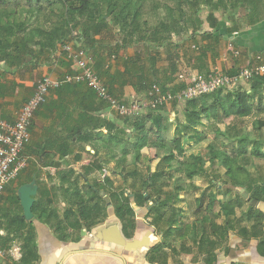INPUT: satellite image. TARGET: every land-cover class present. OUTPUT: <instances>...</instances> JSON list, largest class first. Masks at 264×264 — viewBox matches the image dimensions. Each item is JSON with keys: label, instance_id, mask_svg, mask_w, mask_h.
<instances>
[{"label": "trees", "instance_id": "trees-1", "mask_svg": "<svg viewBox=\"0 0 264 264\" xmlns=\"http://www.w3.org/2000/svg\"><path fill=\"white\" fill-rule=\"evenodd\" d=\"M236 6H242L247 10L248 24H255L264 19V0H0V62L20 71H24L27 67L28 57L37 63H43L58 45L71 40L72 32L75 30L77 32L78 29V34L74 37L79 41V47L92 57V61L95 62V65L93 64L95 72L100 79L103 74L108 73V71L102 72L103 68L101 69L105 59L99 53L102 48L108 50L107 56L110 57L118 54L119 50L133 44L134 41L148 40L162 45L168 43L171 34H178L190 27L197 30L202 24L199 13L203 7L208 8L206 21L214 27L217 22L213 11L220 8L233 9ZM238 27L240 26L233 25L230 31ZM95 35H99V39H95ZM101 43L104 46H100ZM20 66L22 68H19ZM237 72L238 69L226 74L232 75ZM103 82L113 97L121 98L112 93L109 80ZM80 84L86 86L85 83L73 81L63 84L54 91L59 98L67 89L79 87ZM153 84L143 85L146 86L145 91ZM247 84L249 88L239 86L231 90L221 89L184 101L181 107L182 116L175 117L173 134L168 139H164L163 136L170 127L163 112L165 106L157 109L149 108L142 113L123 117L121 128H117L112 121L94 120L91 117H87L89 121L85 127L86 118L81 116L83 122L74 130L79 133L89 128L80 139L86 141L99 139L103 142L102 149L98 148L95 151L92 164L82 167L81 173H77L72 168L59 170L57 185L49 183L51 182L48 180L49 176L46 180H39L41 172L34 170L37 184V193L31 208L34 218L56 231L59 238L65 239L71 235L72 230H80L82 226L90 228L103 221L107 216V203H112L115 215L122 220L125 229L133 223L134 211L130 206V197L132 196L137 207H142L152 200L154 202L150 210L154 212L152 222L158 226L163 219L166 225L165 237L171 236L173 229L178 228L184 235L190 234L192 244L197 246L199 252L205 253L210 258L214 249L227 241L229 231L234 230L232 223L241 220L235 216V210L241 207L244 201L249 206L248 215L250 214L251 217L255 214V223L250 229L245 226L240 227L238 232L258 238L261 233L257 225L263 222V215L258 209L254 210L250 201L238 192L235 202L222 201L215 194L208 196L201 217L192 221L190 225L182 223L180 212L172 211L173 206L182 202L183 191L195 189L193 179L199 175H208L204 166L206 164L204 156L197 151L189 150L193 144L206 141L208 131H213L215 137L220 135L225 139L228 138L231 143H237L236 156L249 154L252 158L264 159L262 140L250 139L247 135L239 134L237 123L227 126L224 132H221L218 126L230 117L239 119L255 116L253 126L257 129L264 127V118L260 117V114L264 115V76L248 80ZM157 85L162 90H166L165 86ZM181 87V84H177L174 88L167 87V89L175 93ZM87 90L92 101L96 96L92 90L89 88ZM85 97L88 98L87 94ZM179 103L173 101L171 104L176 107ZM101 104L97 103L91 109L97 111L102 108L103 104ZM103 127L107 130L105 135L97 133L93 136L95 129ZM127 128L132 129L134 133L132 136L126 133ZM114 129L116 136H108ZM54 141L58 142L57 139ZM110 141H113V147L108 144ZM118 144L119 157L115 148ZM62 145L64 147H61ZM62 145L57 146L60 157L69 153L67 144L63 142ZM205 146L209 151L207 159L209 166L216 168L215 164L218 163L225 167L226 174L232 176V187H243L244 194L246 193L250 200L264 202V176L251 174L244 168V178H237L236 172L242 171L243 168L228 165L234 158L228 155L227 151L217 149L213 141L207 142ZM153 147L166 150L153 171L148 167L146 175L139 174L137 168L128 171V174L123 173L127 157H131L133 160L131 163L136 167L138 162L142 161V149ZM112 159L115 160V169L122 166L121 171L114 173L122 176L130 192H126L123 188L114 190V182L107 176H104L102 183L94 181L88 184L87 176L94 171L101 173L104 163ZM169 170L183 173L186 187L175 184L170 190L167 189L168 182L162 177H165ZM213 180L215 179L212 178L210 181ZM203 198L204 194L200 196L199 201L202 202ZM61 200L66 206L60 214L57 204ZM7 201L10 208L4 214L9 218L10 226H15L13 231L16 237H22L23 257L25 255L32 257L33 251L30 248L34 242L32 222L25 220L15 189L11 190ZM216 204L224 215L223 224H217L211 219V215L209 216ZM167 210L170 213L164 217ZM253 211L255 213L251 214ZM162 246L160 244L157 248L160 249Z\"/></svg>", "mask_w": 264, "mask_h": 264}, {"label": "crops", "instance_id": "crops-1", "mask_svg": "<svg viewBox=\"0 0 264 264\" xmlns=\"http://www.w3.org/2000/svg\"><path fill=\"white\" fill-rule=\"evenodd\" d=\"M213 14L217 22L214 27L209 25L206 17L204 19L200 17L202 24L197 30L190 27L178 34H171L168 43L162 45L148 40L134 41L133 44L119 50L118 54L110 57L107 56L106 48L101 49L97 45L101 49L99 53L105 58L103 67H101V69L103 68L102 72L108 71L100 79L109 80L112 93L125 99L143 94L146 90V86L143 87V85L149 83L174 88L178 83L176 76L180 73L196 72L203 75L214 67L224 73H230L264 61V19L255 24H248L245 8L244 18L238 17V14L234 15L235 17L229 13L222 15L216 10L213 11ZM242 19H244V23H240ZM233 25L240 27L230 31ZM94 38L99 39V35H95ZM68 41L73 44L74 48L79 45L76 37ZM229 41H232L234 46L240 50L239 56L231 54L227 46ZM113 42L114 38L112 44ZM99 45L104 46L103 43ZM62 47L63 44L58 45L53 54L43 63H37L28 57L29 63L24 71L8 67L4 62H0V113L4 119L14 120L17 110L31 96L35 82L43 75L63 77L71 72H76L77 67L67 60ZM90 58L92 57L90 56ZM93 64L95 65V62L92 61V66ZM99 64L101 66L100 61ZM242 85L249 88L247 83ZM87 88H89L87 85L80 84L79 87L67 89L59 98L52 90L46 102L35 113L34 122L31 124V139L24 149V154L30 160L28 164L30 170L24 168L18 178L6 186L0 200V249L13 253V255L7 254L0 258V264H264V220L257 225V229H260L261 233L258 238L229 231L227 241L219 248L214 249V253L208 258L205 253L199 252L197 246L192 243L182 242L179 249L173 246L170 240L171 236L165 237L164 235L166 227H161L165 225L163 219L158 226L152 222L154 212L150 210L154 202L149 200L144 206L137 207L132 196L130 197V206L134 211L133 223L130 227L125 228L126 230L122 220L115 215L112 203L108 204L107 216L103 221L90 228L82 226L80 230H72L71 235L65 239L59 238L56 231L39 222L32 214L31 219L25 220L32 222L34 242L30 248L33 251V256L25 255L23 257L22 237H16L13 231L15 226H10L9 218L4 214L10 208L7 198L11 195V190L15 189L18 197L17 190L21 185L30 183L32 180L36 182L35 169L40 172L49 170L50 178L48 180L51 181L49 183L59 184L57 176L59 170L72 168L77 173H81L82 167L92 164L94 153L98 148L102 149L103 142L99 139L96 141L80 139V136L89 130V128H85L79 133L74 130L83 122L81 116L86 118L85 124L89 121L87 117H91L94 120L112 121L117 128H121L123 125L122 118L101 102L102 105L97 97L91 101ZM85 94L88 98L85 97ZM97 103L101 104L102 108L94 111L91 108ZM177 106L173 107V104H167L163 107L164 115L170 123V127L163 135L164 139L172 137L175 117L182 116L180 112L182 108ZM262 116L264 117V115ZM246 118H239V120ZM228 119L231 120L233 117ZM130 131L133 133L132 129H126L128 136L134 134H130ZM97 133L105 135L107 130L104 127L95 129L92 134L94 136ZM108 136L115 137V129ZM55 139L58 140L57 143L54 141ZM63 142L67 144L69 153L60 157L57 146L62 145ZM108 144L113 147V141ZM148 149H155V152L161 151L160 157L166 152L162 148ZM142 159L150 160L148 165H151L155 156L151 159L148 156H143ZM95 172L98 175L100 173L94 171L87 176V181L91 184L94 181H102L101 177L94 178L93 173ZM42 173H39V180L45 178ZM90 177L92 180H89ZM110 179L114 182L112 178ZM253 209H258L264 218V202L257 201ZM215 214L217 211L212 215ZM166 216L164 215V217ZM200 217L201 215L198 219ZM160 244L163 246L158 249ZM16 249L20 256L14 253ZM14 256H18V259Z\"/></svg>", "mask_w": 264, "mask_h": 264}, {"label": "built area", "instance_id": "built-area-1", "mask_svg": "<svg viewBox=\"0 0 264 264\" xmlns=\"http://www.w3.org/2000/svg\"><path fill=\"white\" fill-rule=\"evenodd\" d=\"M77 34L75 30L71 35L74 38ZM77 42L79 41L77 40ZM227 46L233 56L240 55V50L231 41ZM62 50L67 60L77 67L76 72L63 77L43 75L37 79L31 96L17 110L13 121L4 119L0 113V200L6 185L17 179L19 173L27 165L28 157L24 155V149L31 139V124L36 111L46 102L52 90L65 83L73 81L85 83L110 111L123 119V117L142 113L149 108L157 109L171 104L173 101L181 103L221 89L231 90L239 85L242 86L248 80L264 76V61L250 67L240 68L237 73L232 75L214 67L203 75L196 72L178 74L176 76L177 84H181L182 87L175 93L168 90L167 87L166 90H162L157 84H153L141 95L118 99L108 92V88L96 74L89 54L79 45L74 48L70 41H65ZM14 253L19 255L18 249ZM7 254L13 255L9 250L7 252L0 249V258ZM14 258L18 259V256H14Z\"/></svg>", "mask_w": 264, "mask_h": 264}, {"label": "rangeland", "instance_id": "rangeland-1", "mask_svg": "<svg viewBox=\"0 0 264 264\" xmlns=\"http://www.w3.org/2000/svg\"><path fill=\"white\" fill-rule=\"evenodd\" d=\"M217 13H220L222 15L224 14H228L231 15L232 17H235L234 15L238 14V17H242L244 18V7L239 6V7H234L233 9H217L216 10ZM222 12V13H221ZM200 17H202V19H204L206 17V15L208 14V8L203 7L201 12L199 13ZM228 15V16H229ZM240 23H244V19H242V21H240ZM241 86V85H239ZM238 86V87H239ZM244 86V85H242ZM183 102H181V104H178L177 107L180 108V106L182 107ZM181 112V111H180ZM260 117H263L262 115ZM264 118V117H263ZM255 117L251 116L249 118L246 119H241V120H237V119H225L223 120V123L219 124V130L221 132H223L224 130L227 129V126L232 125L237 123L240 130L239 134L241 133L242 135H247L250 139H261L262 141L264 140V127L261 129H257L255 128L253 125ZM34 122V119H33ZM32 122V124H33ZM130 134H133L130 131ZM208 138L206 139V141H202L199 142L197 145L193 144L191 146V148L189 149L190 151H197L200 154H202L204 156V158L206 159V164L204 166H206V170L208 172V175H199L196 176L193 179V183L195 185V189L194 190H185L182 192V202H180L178 205L173 206L172 211L175 212H181L182 214V223L185 224H189L194 221L195 219H197L202 213L204 207L206 206V203L208 201V196L215 194H222L223 191L222 189H220V187L218 185H220L219 183H217V185L213 184V182L211 183V179H215L214 182L219 181L221 184H223V186L230 187L231 188V194L229 195V197H227L229 201L235 202L236 197H237V192H236V188L235 187H231L230 182L232 181V176L230 175H225V169L221 166L215 164L216 168H212L211 166H209V161L207 160L209 158V151L207 150V147L205 146V144L208 142L210 143L211 141H213V144L215 145V147L219 150L222 151H227L228 155H231L233 161L231 164H228L232 167H238L240 169L243 168V170L241 171H237L236 175L237 178L239 179H243L244 178V167L246 168V170H248L250 173L252 174H257V175H263L264 174V159H255L252 158L250 156H236V148H237V143H231L229 142V140L225 139V137L223 136H216L215 137V133L213 131H208L207 133ZM167 136H170V133L167 134ZM116 151L118 153V157H119V151H120V147L116 146ZM153 149V148H152ZM248 149H250V147H248ZM221 151V152H222ZM142 157H146L148 156V158H153V156H155V159H153V162H151V165L149 166L148 163L149 161H146L145 159L141 162H138V164L136 165V167H133L134 165H132V159L131 157H127V162L124 163V169H123V173L128 174V171H132L134 168H137V171L139 174H144L146 175L148 172V167H151V170H153V166L155 165V162L158 160V157H160V155L162 154L161 151H156L155 149L150 150L148 148H144L142 149ZM25 155V154H24ZM117 157V158H118ZM29 158L27 159V165H26V169L28 168V164H29ZM115 161L112 162L111 160H109L108 162L104 163V170H102L101 174L99 173H93L94 174V178H100L103 181L104 176L112 178L114 180V185L113 188L114 190H120V189H126V192H130V188H128L127 184L125 183V181L123 180L122 176H120V174H116L114 173V171H121L122 170V166H120L119 168L115 169ZM24 169V168H23ZM29 169V168H28ZM30 170V169H29ZM42 175L46 177L50 176L49 175V170H41ZM101 175V176H100ZM183 173H177L174 172L172 170L167 171V174L165 175V177H162V179L166 180L168 182V186L166 187L167 189H171L173 188V185L178 184L181 187H186L185 184V178L183 177ZM141 176V175H138ZM89 180H92L91 177ZM129 180V179H128ZM102 181H100V183H102ZM188 182V181H187ZM51 184H56V183H51ZM88 184H91L90 182H88ZM225 184V185H224ZM57 185V184H56ZM204 194V198L203 201L201 202V206L198 208L197 207V202L196 200L202 195ZM104 196V195H103ZM108 198V197H107ZM218 198L222 199V201L224 200V196L222 195H218ZM246 198V197H244ZM247 199V198H246ZM111 203V202H110ZM110 203H107L110 205ZM172 205V204H171ZM58 213L61 214V212L64 210L66 204L61 200L58 204ZM248 203L243 201V205L239 208H237L235 210V216L240 218V221H234L232 223V225L234 224V232H238L240 227H246V228H251V226L253 225V223H255V219H254V215L253 217H250V214L248 215ZM219 206L218 204H216V208L213 209V212L209 213V216L211 215V219H213V221H215L217 224H223L225 221V218L223 215H221L219 213L218 210ZM253 210V209H252ZM168 211V210H167ZM215 211H217V213H219L220 215L215 216L212 215ZM167 213H170V211H168ZM167 213H164V215H166ZM255 212L253 211L254 214ZM182 225V224H181ZM166 227V225H162L161 226ZM171 239V244L173 246H175L177 249H179L180 245L182 244V242H185L187 244H191L192 243V238L190 237V234H186L184 235L182 230L178 229V228H174L172 235L170 237ZM196 246V245H195ZM194 251L196 252V248L194 249Z\"/></svg>", "mask_w": 264, "mask_h": 264}, {"label": "water", "instance_id": "water-1", "mask_svg": "<svg viewBox=\"0 0 264 264\" xmlns=\"http://www.w3.org/2000/svg\"><path fill=\"white\" fill-rule=\"evenodd\" d=\"M240 190L243 191L242 189ZM36 193L37 185L34 180H32L30 183L21 185L17 190L20 205L23 210L22 213L26 220H29L32 217L31 208L35 200L34 197L36 196ZM244 197L247 198L246 193L244 194ZM251 202L253 206L257 203L256 200H251Z\"/></svg>", "mask_w": 264, "mask_h": 264}, {"label": "flooded vegetation", "instance_id": "flooded-vegetation-1", "mask_svg": "<svg viewBox=\"0 0 264 264\" xmlns=\"http://www.w3.org/2000/svg\"><path fill=\"white\" fill-rule=\"evenodd\" d=\"M224 169H225V167H223ZM225 175H227L226 174V169H225V173H224ZM213 182V184H217V183H219L220 185H218L219 187H220V189H222V191H223V193L222 194H217V193H215V195H217V197H218V195H221V198H222V195L224 196V200L225 201H229V200H227L228 198L227 197H229V195L231 194V190L228 192L227 190L228 189H231L230 187H225V186H223V184H221L219 181H215L214 182V180L212 181ZM211 182V183H212ZM230 184H231V187H232V181L230 182ZM225 185V184H224ZM236 188V192H238L239 194H243V197H244V188L243 187H235ZM240 189H242L243 191H240ZM227 196V197H226ZM200 198V197H199ZM199 198L196 200V202H197V207L199 208L200 206H201V201H199ZM220 199V198H219ZM246 200H248V201H250V204L252 205V202H251V200H250V198L248 197V199H246ZM243 205V204H242ZM253 206V205H252ZM214 207L216 208V205H214ZM181 213V212H180ZM221 215H223L222 214V212H219ZM181 216H182V214H181ZM224 216V215H223ZM182 219V218H181ZM196 220V219H195ZM193 245V244H192Z\"/></svg>", "mask_w": 264, "mask_h": 264}]
</instances>
